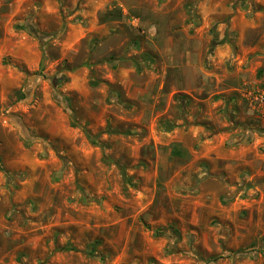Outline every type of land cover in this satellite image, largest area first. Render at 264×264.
Returning <instances> with one entry per match:
<instances>
[{
	"label": "rangeland",
	"instance_id": "1",
	"mask_svg": "<svg viewBox=\"0 0 264 264\" xmlns=\"http://www.w3.org/2000/svg\"><path fill=\"white\" fill-rule=\"evenodd\" d=\"M259 32L264 0H0V264H264Z\"/></svg>",
	"mask_w": 264,
	"mask_h": 264
},
{
	"label": "crops",
	"instance_id": "2",
	"mask_svg": "<svg viewBox=\"0 0 264 264\" xmlns=\"http://www.w3.org/2000/svg\"><path fill=\"white\" fill-rule=\"evenodd\" d=\"M238 33L240 36V44H239V50L237 52V55L234 59V61H237L243 66L241 67L242 71L248 69L251 67H259L262 65V59L260 55H256L259 51L260 46L253 41H247L248 35L250 33H254L257 37V32H235V34ZM258 35L262 38H264V32H259ZM231 52V47H230ZM256 53V54H253ZM253 54V55H250Z\"/></svg>",
	"mask_w": 264,
	"mask_h": 264
},
{
	"label": "built area",
	"instance_id": "3",
	"mask_svg": "<svg viewBox=\"0 0 264 264\" xmlns=\"http://www.w3.org/2000/svg\"><path fill=\"white\" fill-rule=\"evenodd\" d=\"M249 98L258 118L264 121V86L250 91Z\"/></svg>",
	"mask_w": 264,
	"mask_h": 264
}]
</instances>
